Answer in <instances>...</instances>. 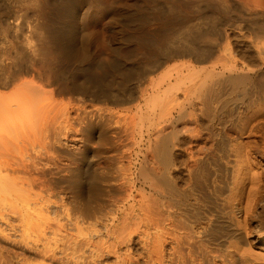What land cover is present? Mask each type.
Masks as SVG:
<instances>
[{"label": "bare ground", "instance_id": "obj_1", "mask_svg": "<svg viewBox=\"0 0 264 264\" xmlns=\"http://www.w3.org/2000/svg\"><path fill=\"white\" fill-rule=\"evenodd\" d=\"M148 3L0 0V220L54 264H264V0Z\"/></svg>", "mask_w": 264, "mask_h": 264}, {"label": "rangeland", "instance_id": "obj_2", "mask_svg": "<svg viewBox=\"0 0 264 264\" xmlns=\"http://www.w3.org/2000/svg\"><path fill=\"white\" fill-rule=\"evenodd\" d=\"M144 2H146V3H148V0H143ZM119 2L120 3H122V5H124V6H127L128 5V0H119ZM140 4H141V2H140ZM148 5H149V3H148ZM17 18H19V20H24L23 19V17L22 16H19V17H17ZM26 30L23 28L22 29V31H21V33H23V32H25ZM120 48V50L122 51V49L124 48V45L122 44V45H120L119 46ZM138 49H139V47H138ZM140 51V50H139ZM141 65V64H140ZM141 68V67H140ZM98 141V139H95V140H93L94 142L93 143H95V142H97ZM93 153H90L89 154V157H93ZM91 157V158H92ZM105 196V195H104ZM103 196V197H104ZM55 199V198H54ZM66 199H68V197H66ZM51 207H50V209H49V217H50V219H51V222H53L54 220H53V217L55 218L56 216H57V214L55 213L56 212V209H57V207L55 206L54 207V205H50ZM55 209V210H54ZM53 210V211H52ZM55 213V214H54ZM52 215H53V217H52ZM60 217L62 216L61 214L59 215ZM58 216V217H59ZM12 218V219H11ZM10 218V221L12 222V223H14V224H17V222H20L19 220L17 221V218H15V217H11ZM35 218V219H34ZM16 219V220H15ZM32 220L33 221H30V223L32 222V223H34L35 221L34 220H36V222H35V224L36 223H38L39 225H38V228L37 229H35V228H33V226L29 223V224H26V226L24 227V226H21V225H19V224H21V223H18L17 225H14L13 227H11V228H9V225L6 223V222H4L3 220H0V226H1V228L3 227V229L5 228L6 229V232H5V234H7V236L8 237H6L5 236V240H4V233H2L3 232V229H1L0 228V237L2 236V238H0V251H2L3 253H2V256H0V258H4L3 260L2 259H0V264H19V262H21L20 264H41L42 262H43V264H54L55 262L54 261H51L50 262V259L42 252V250H41V248L39 247L40 245H38V247L36 246L35 247V245L33 244V237H35L34 235H35V233H34V231L36 232L38 229H40L39 227H40V225L42 224V221H41V219H40V217L39 216H37L36 217V215H33V218H32ZM53 220V221H52ZM63 220V219H62ZM17 221V222H16ZM41 221V222H40ZM41 223V224H40ZM2 224V225H1ZM28 225V226H27ZM32 226V227H31ZM15 227V228H14ZM18 227V228H17ZM26 227H30L31 229H32V232H31V230L29 231V230H27L28 228H26ZM34 227H37V225H35ZM9 228V229H8ZM22 228H24L25 229V231L27 232V233H25L24 232V229H22ZM4 229V230H5ZM20 229V230H19ZM14 230V231H13ZM17 230H19V231H17ZM23 230V231H22ZM34 230V231H33ZM9 231V232H8ZM39 231V230H38ZM37 231V232H38ZM9 234H8V233ZM13 232V233H12ZM14 232H16L15 233V235H13L14 234ZM18 232H20V233H18ZM37 232H36V234H37ZM12 233V234H11ZM22 233V235H23V233H25L26 235H25V237H30L29 239H27V238H23V236L22 235H20ZM29 233V235L30 236H27V234ZM32 235H31V234ZM3 234V235H2ZM34 234V235H33ZM12 235V236H11ZM18 236H20L19 237V239H18ZM12 237H14L16 240H20V241H15V239L14 238H12ZM7 238H8V240L10 241H7ZM9 238H12V239H9ZM22 238L26 241V239L28 240V241H26L27 243H29L30 241L32 242V244H30V245H32V246H30V245H28V248H27V246L25 245L26 244V242L25 243H23V241L24 240H22ZM13 240V241H12ZM21 240H22V242H21ZM15 241V242H14ZM7 242H8V244H7ZM21 242V244L23 245V246H21V244L19 245V243ZM5 243V244H4ZM15 243V244H14ZM13 244V245H12ZM16 245V246H15ZM24 248V249H22V248ZM32 247V249L30 250V248ZM21 248V249H20ZM25 248H26V250H25ZM35 248H37V250L35 249ZM29 249V250H28ZM38 249H39V251L42 253V255H41V253H38L39 251H38ZM33 250H35V251H33ZM10 255V256H9ZM46 257V258H45ZM48 258V259H47Z\"/></svg>", "mask_w": 264, "mask_h": 264}]
</instances>
